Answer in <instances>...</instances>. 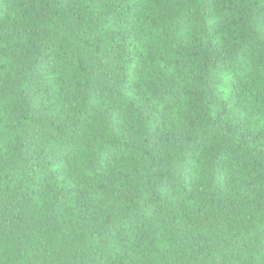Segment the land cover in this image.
<instances>
[{"label": "trees", "instance_id": "16d2710c", "mask_svg": "<svg viewBox=\"0 0 264 264\" xmlns=\"http://www.w3.org/2000/svg\"><path fill=\"white\" fill-rule=\"evenodd\" d=\"M0 264H264V0H0Z\"/></svg>", "mask_w": 264, "mask_h": 264}]
</instances>
